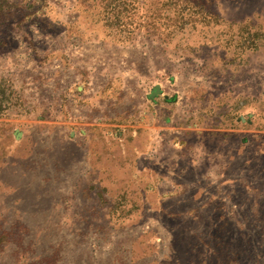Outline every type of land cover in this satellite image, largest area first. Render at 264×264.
Here are the masks:
<instances>
[{"label":"rangeland","instance_id":"374dc122","mask_svg":"<svg viewBox=\"0 0 264 264\" xmlns=\"http://www.w3.org/2000/svg\"><path fill=\"white\" fill-rule=\"evenodd\" d=\"M138 106L261 164L264 0H0V264H264V163L171 194Z\"/></svg>","mask_w":264,"mask_h":264},{"label":"crops","instance_id":"0c3cea01","mask_svg":"<svg viewBox=\"0 0 264 264\" xmlns=\"http://www.w3.org/2000/svg\"><path fill=\"white\" fill-rule=\"evenodd\" d=\"M157 95L158 92L153 94L150 100ZM150 103L143 106L155 105L157 102ZM157 110L154 108L149 112L138 106L131 113H125L123 118L132 122L125 125L126 128L136 132L148 131L152 134L149 135L150 140H153L151 145L153 143L156 150L160 148L154 161L156 171L158 172V162H161L164 163L162 166L165 167L166 172L159 174L158 179L170 180L167 181L166 187L171 194L177 188L174 179L185 173L184 166H188L187 173L191 169V178L195 176V171H203L204 178L219 182L228 191L244 187L245 195L252 194L254 180L259 176L258 167L264 163V160L262 159L261 164L258 162V157L261 156L260 149L255 150L251 139L242 138L239 134H229L228 131L185 129L174 133L170 140L171 144H167L158 132ZM108 120L112 119H102L101 122L110 125L107 123ZM255 186H257L256 181ZM226 197L228 198L227 194Z\"/></svg>","mask_w":264,"mask_h":264},{"label":"water","instance_id":"95a60500","mask_svg":"<svg viewBox=\"0 0 264 264\" xmlns=\"http://www.w3.org/2000/svg\"><path fill=\"white\" fill-rule=\"evenodd\" d=\"M157 90H158V88H157Z\"/></svg>","mask_w":264,"mask_h":264}]
</instances>
